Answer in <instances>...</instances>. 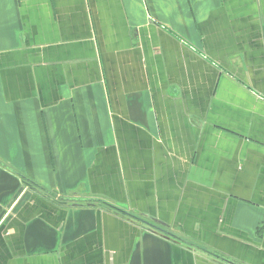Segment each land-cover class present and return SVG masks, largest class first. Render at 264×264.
Wrapping results in <instances>:
<instances>
[{
  "label": "crops",
  "instance_id": "0c3cea01",
  "mask_svg": "<svg viewBox=\"0 0 264 264\" xmlns=\"http://www.w3.org/2000/svg\"><path fill=\"white\" fill-rule=\"evenodd\" d=\"M0 264H264V0H0Z\"/></svg>",
  "mask_w": 264,
  "mask_h": 264
}]
</instances>
